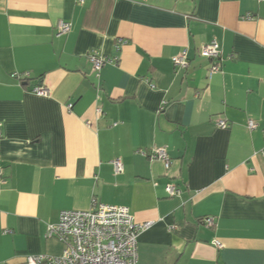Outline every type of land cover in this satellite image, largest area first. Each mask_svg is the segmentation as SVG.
<instances>
[{"label": "crops", "instance_id": "0c3cea01", "mask_svg": "<svg viewBox=\"0 0 264 264\" xmlns=\"http://www.w3.org/2000/svg\"><path fill=\"white\" fill-rule=\"evenodd\" d=\"M83 1L0 0V264L62 255L48 225L94 203L152 223L139 264H264V1Z\"/></svg>", "mask_w": 264, "mask_h": 264}, {"label": "built area", "instance_id": "2783aa9c", "mask_svg": "<svg viewBox=\"0 0 264 264\" xmlns=\"http://www.w3.org/2000/svg\"><path fill=\"white\" fill-rule=\"evenodd\" d=\"M79 2L82 4L84 1L79 0ZM246 18L253 19L251 15ZM57 30L59 36L67 34L71 31V23L61 21ZM200 55L213 61L210 76L221 71L223 51L216 40L204 45ZM87 58L97 76L107 64L118 61V58L112 60L98 52L90 53ZM173 63L178 68H187L189 60L186 52L173 57ZM33 93L47 97L50 95V89L36 85L33 87ZM69 107L72 108V105ZM216 125L220 129L228 128L225 120H218ZM248 127L255 129L257 124L251 120ZM149 158L162 161L166 168L171 166L166 148L154 147ZM113 165L117 174L124 172V165L120 159H115ZM3 176V169L0 168V182L3 181ZM166 192L170 197L181 195V190L174 184H169ZM206 223L208 226H213L214 221L212 218H207ZM151 225V222L136 223L133 214L126 206L94 203L93 208L89 210H65L61 212L56 224L48 225L45 235L47 239H57L64 245L62 255H31L27 257L26 262L27 264H139L138 237ZM216 244L220 246L218 242Z\"/></svg>", "mask_w": 264, "mask_h": 264}]
</instances>
